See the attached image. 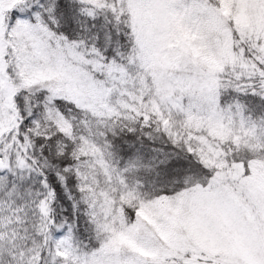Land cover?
Segmentation results:
<instances>
[{
	"label": "snow or ice",
	"instance_id": "6c2138e0",
	"mask_svg": "<svg viewBox=\"0 0 264 264\" xmlns=\"http://www.w3.org/2000/svg\"><path fill=\"white\" fill-rule=\"evenodd\" d=\"M0 264H264V0H0Z\"/></svg>",
	"mask_w": 264,
	"mask_h": 264
}]
</instances>
